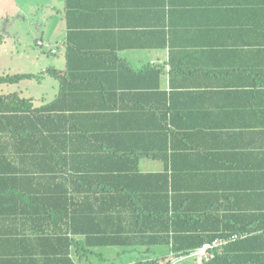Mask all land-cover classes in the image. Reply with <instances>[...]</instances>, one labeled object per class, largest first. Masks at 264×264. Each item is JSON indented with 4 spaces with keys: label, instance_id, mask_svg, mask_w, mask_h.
Instances as JSON below:
<instances>
[{
    "label": "crops",
    "instance_id": "1",
    "mask_svg": "<svg viewBox=\"0 0 264 264\" xmlns=\"http://www.w3.org/2000/svg\"><path fill=\"white\" fill-rule=\"evenodd\" d=\"M27 5L0 0V76L30 75L0 82V264L264 235V0Z\"/></svg>",
    "mask_w": 264,
    "mask_h": 264
},
{
    "label": "trees",
    "instance_id": "2",
    "mask_svg": "<svg viewBox=\"0 0 264 264\" xmlns=\"http://www.w3.org/2000/svg\"><path fill=\"white\" fill-rule=\"evenodd\" d=\"M40 44V43H39ZM42 44V43H41ZM54 75L58 76L57 73ZM30 75H7L0 76L2 81H15L22 77ZM1 98V96H0ZM216 237L191 241L183 247L177 248L173 246L175 254H189L192 250L205 244V241H212ZM171 258L155 259L150 264H171ZM75 264V263H72ZM203 264H264V235L249 236L245 238H237V240L228 242L224 245L223 251L217 254L213 259L205 261Z\"/></svg>",
    "mask_w": 264,
    "mask_h": 264
},
{
    "label": "built area",
    "instance_id": "3",
    "mask_svg": "<svg viewBox=\"0 0 264 264\" xmlns=\"http://www.w3.org/2000/svg\"><path fill=\"white\" fill-rule=\"evenodd\" d=\"M41 44V42H40ZM238 235L231 237H216L212 241H209L202 246L191 251V255L194 257L196 264H203L205 261L213 259L217 254L223 251V247L227 244L231 238L235 239ZM178 259L172 260L174 264Z\"/></svg>",
    "mask_w": 264,
    "mask_h": 264
},
{
    "label": "rangeland",
    "instance_id": "4",
    "mask_svg": "<svg viewBox=\"0 0 264 264\" xmlns=\"http://www.w3.org/2000/svg\"><path fill=\"white\" fill-rule=\"evenodd\" d=\"M25 1V0H24ZM28 5L27 6H33L34 5V0H26ZM13 6V5H12ZM37 11V10H35ZM1 12V9H0ZM37 22H42V21H26V23H23L22 21H18L17 23H23L24 27L26 30H28L29 36H28V40H35L37 34L39 33L38 28H37ZM27 37V36H26ZM40 54V51H39Z\"/></svg>",
    "mask_w": 264,
    "mask_h": 264
}]
</instances>
